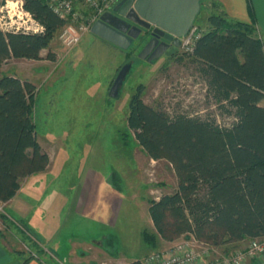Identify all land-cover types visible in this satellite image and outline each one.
Here are the masks:
<instances>
[{"label":"rangeland","instance_id":"374dc122","mask_svg":"<svg viewBox=\"0 0 264 264\" xmlns=\"http://www.w3.org/2000/svg\"><path fill=\"white\" fill-rule=\"evenodd\" d=\"M206 2L193 23L199 29L211 8ZM141 49L136 44L120 49L89 29L72 48L63 47L56 35L41 59L11 58L0 66V76L34 84L35 134L49 156L44 171L20 181L12 208L0 202V234L12 237L10 247L21 250V259L38 255L49 264H120L174 242L142 238V231L154 234L149 200L174 191L177 178L166 159H152L135 141L126 125L127 104L142 84L143 101L170 116L204 117L216 108L194 65L173 56L182 54L180 46L152 62L139 55ZM48 53L53 60L45 58ZM129 63L115 95H109ZM230 118L217 116V122L228 125Z\"/></svg>","mask_w":264,"mask_h":264},{"label":"trees","instance_id":"16d2710c","mask_svg":"<svg viewBox=\"0 0 264 264\" xmlns=\"http://www.w3.org/2000/svg\"><path fill=\"white\" fill-rule=\"evenodd\" d=\"M23 3L44 30H0V66L11 58L41 59L40 52L65 24L45 0ZM249 14L247 23L210 10L193 50L173 54L194 65L216 113L170 116L143 101L142 84L129 98L126 125L135 141L152 159H166L177 178L174 191L148 202L154 234L142 231L147 243L156 237L169 242L193 237L229 253L264 237V39L250 5ZM45 58L53 60L54 54ZM34 97L30 81L0 76V202L15 196L24 177L49 164L35 134ZM217 116L233 119L223 125ZM125 264L143 263L136 258Z\"/></svg>","mask_w":264,"mask_h":264},{"label":"built area","instance_id":"2783aa9c","mask_svg":"<svg viewBox=\"0 0 264 264\" xmlns=\"http://www.w3.org/2000/svg\"><path fill=\"white\" fill-rule=\"evenodd\" d=\"M50 9L65 21L57 34L59 43L72 48L91 25L120 0H45ZM0 30L2 32L40 33L44 27L24 8L23 0L0 2ZM201 29L193 24L181 37L182 52L190 53ZM230 119H233L232 117ZM143 264H264V237L253 238L245 246L224 253L217 247L181 237L164 249L154 251L142 259Z\"/></svg>","mask_w":264,"mask_h":264},{"label":"water","instance_id":"95a60500","mask_svg":"<svg viewBox=\"0 0 264 264\" xmlns=\"http://www.w3.org/2000/svg\"><path fill=\"white\" fill-rule=\"evenodd\" d=\"M202 1L204 0H120L91 25L90 32L124 50L140 30L136 26L130 27L127 20L145 28L153 25V32L163 40L156 47L153 46V39L149 40L139 53L147 62H152L164 53L170 42L180 46V39L193 25ZM130 66V63L126 64L119 70L109 95H115Z\"/></svg>","mask_w":264,"mask_h":264},{"label":"crops","instance_id":"0c3cea01","mask_svg":"<svg viewBox=\"0 0 264 264\" xmlns=\"http://www.w3.org/2000/svg\"><path fill=\"white\" fill-rule=\"evenodd\" d=\"M213 2L218 3L219 7H212ZM206 5H210L211 11L216 10L224 12L229 19L247 23L251 22L249 14L250 5L254 16V27L256 32L264 39V0H207ZM260 104L264 105V99L260 102ZM17 193L6 202L9 208L13 207V203L15 201L14 199L17 197ZM11 238L8 237V239ZM8 239L0 234V264H49L44 258L39 257L38 255H35V258H30L28 261L23 263L25 258H20V256L23 255L21 254L22 252H20L21 250L10 247L11 244L8 242ZM53 261L55 262L54 259ZM126 262L128 261H124L120 264H125Z\"/></svg>","mask_w":264,"mask_h":264},{"label":"flooded vegetation","instance_id":"af4514ba","mask_svg":"<svg viewBox=\"0 0 264 264\" xmlns=\"http://www.w3.org/2000/svg\"><path fill=\"white\" fill-rule=\"evenodd\" d=\"M110 10H108V11H110ZM127 21L129 22L130 27L131 26H136V27H138L140 29L138 36L135 39H133L132 43L129 45V47L127 49H129L134 44L139 45L140 48H141V47H143L151 39H153V46L156 47L159 44V42L161 40H163L162 37H160L159 35H157V34H155L153 32V29H154L153 25H150L149 27L145 28V27L139 25L138 23H136L134 21H131V20H127ZM175 48H177V46L173 45L170 42L169 45H168V47L166 48V50L164 51L163 54H165L167 52H172L173 50H175Z\"/></svg>","mask_w":264,"mask_h":264}]
</instances>
